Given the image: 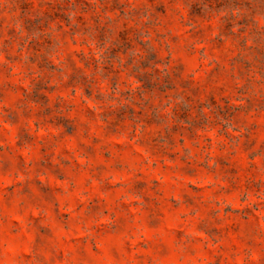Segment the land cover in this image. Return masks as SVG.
Masks as SVG:
<instances>
[{"label":"rangeland","instance_id":"374dc122","mask_svg":"<svg viewBox=\"0 0 264 264\" xmlns=\"http://www.w3.org/2000/svg\"><path fill=\"white\" fill-rule=\"evenodd\" d=\"M0 264H264V0H0Z\"/></svg>","mask_w":264,"mask_h":264}]
</instances>
